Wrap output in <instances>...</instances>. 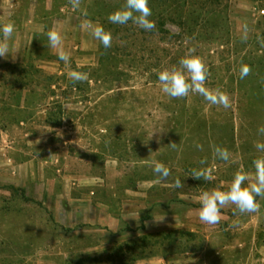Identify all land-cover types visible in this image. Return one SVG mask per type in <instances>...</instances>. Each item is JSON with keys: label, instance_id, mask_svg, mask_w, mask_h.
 <instances>
[{"label": "rangeland", "instance_id": "1", "mask_svg": "<svg viewBox=\"0 0 264 264\" xmlns=\"http://www.w3.org/2000/svg\"><path fill=\"white\" fill-rule=\"evenodd\" d=\"M124 2L73 10L68 0H6L1 9L0 24L15 31L10 62L0 58V264H264V198L256 213L222 207L216 225L198 216L202 191H228L238 170L248 186L264 156L254 146L264 142V0H149L152 31L109 22ZM85 19L111 32V48ZM52 29L69 64L49 46ZM189 49L230 108L161 91L159 71L179 67ZM242 64L252 70L244 79ZM70 71L87 81L73 84ZM154 161L171 170L166 182ZM175 179L184 187L169 186Z\"/></svg>", "mask_w": 264, "mask_h": 264}, {"label": "clouds", "instance_id": "2", "mask_svg": "<svg viewBox=\"0 0 264 264\" xmlns=\"http://www.w3.org/2000/svg\"><path fill=\"white\" fill-rule=\"evenodd\" d=\"M73 10L80 8L82 0H68ZM87 16V13H84ZM152 15L149 7V0H125L123 6L109 14L108 20L110 23L127 25L130 21L145 31H152L155 28L154 21L149 17ZM82 27L89 31L91 36L100 42L105 49L112 46V34L106 31L100 24H93L91 20L85 19ZM15 31V25L12 22L5 24L0 28L3 33L4 40L0 41V58H7L10 54L8 40L12 38ZM250 29L247 25L243 26L242 41H247ZM49 46L57 50L58 59L65 64L70 62V54L63 47V38L60 32L56 29L49 30L47 33ZM195 49H189V54L182 57L178 64L179 67L173 66L170 69L159 71L158 80L161 85V91L172 99H182L190 94H198L210 105H215L228 109L231 106L230 98L227 93L219 88L211 90L206 87V81L210 73L203 60L194 54ZM251 68L248 65H243L240 68V79H244L251 74ZM70 80L73 84L87 81L88 74L79 71H70ZM260 135H264V125L257 129ZM153 135V134H152ZM152 137V136H151ZM39 141H37L38 143ZM255 148L264 152V142L257 141ZM168 147L177 149L178 144L170 143ZM198 150H203V146L195 143ZM214 155L216 158L228 162L231 153L228 149L215 146ZM201 165L207 163L206 159L199 161ZM255 169L252 175L253 183L244 186L249 180V174L243 170H238L231 181V186L228 191H202L198 199L201 202V207L198 210L199 220L208 225H216L221 219V208L232 204L235 205L236 212L240 215L247 213H256L260 209V205L256 201V197L264 198V156H260L253 160ZM153 172L158 177L157 182H166L171 175V170L163 163L154 161ZM191 177L197 180L212 179L208 169H193ZM174 188H183L184 185L180 179H175L169 185Z\"/></svg>", "mask_w": 264, "mask_h": 264}, {"label": "crops", "instance_id": "3", "mask_svg": "<svg viewBox=\"0 0 264 264\" xmlns=\"http://www.w3.org/2000/svg\"><path fill=\"white\" fill-rule=\"evenodd\" d=\"M8 1H9V0H8ZM5 2H6V0H0V13H1V9H2V7L4 6ZM12 4H13V2H12ZM0 26L3 27L2 24H0ZM0 34H1V33H0ZM14 43H15V42H14ZM12 51H13V50H12ZM8 62H10V59L7 57V58L4 60V63H5V64H8Z\"/></svg>", "mask_w": 264, "mask_h": 264}, {"label": "trees", "instance_id": "4", "mask_svg": "<svg viewBox=\"0 0 264 264\" xmlns=\"http://www.w3.org/2000/svg\"><path fill=\"white\" fill-rule=\"evenodd\" d=\"M141 228L143 229V226ZM160 241L157 240V241H154L153 243H151V245L150 244H148V245H150V246H156L157 244H159ZM161 242L163 243V241H161Z\"/></svg>", "mask_w": 264, "mask_h": 264}, {"label": "built area", "instance_id": "5", "mask_svg": "<svg viewBox=\"0 0 264 264\" xmlns=\"http://www.w3.org/2000/svg\"><path fill=\"white\" fill-rule=\"evenodd\" d=\"M258 13H259L258 14L259 16H262L263 17L264 16V9H261Z\"/></svg>", "mask_w": 264, "mask_h": 264}]
</instances>
